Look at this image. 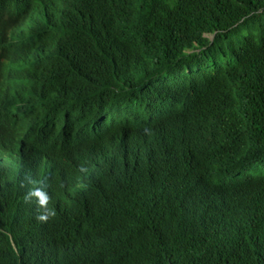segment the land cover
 I'll return each mask as SVG.
<instances>
[{"label":"clouds","instance_id":"clouds-1","mask_svg":"<svg viewBox=\"0 0 264 264\" xmlns=\"http://www.w3.org/2000/svg\"><path fill=\"white\" fill-rule=\"evenodd\" d=\"M66 1L0 0V264L34 263L46 256L55 230L67 223L72 226L75 253L87 257L95 251L108 215L123 203L143 204L157 215L177 206L178 221L199 225L208 243L223 250L228 264H245L248 252H255L264 241V179L252 181L264 173L246 175L243 168L264 156L233 165L235 173L251 180L215 185L232 130L219 125L211 105L198 102L194 95L182 98L172 128L145 132L128 128L103 132L110 122L95 99L103 92L92 82L74 105L68 104L67 96L53 100L48 69L74 58L78 35L100 2L74 0V7L66 9ZM12 32L16 41L10 40ZM192 52L199 57L200 52ZM107 63V56L99 54L96 69ZM148 70V75L138 69L130 76L139 96L153 102L159 99L166 77L155 63ZM199 71L209 78L204 64ZM76 79L68 75L61 94ZM145 84L147 89L141 90ZM89 97L93 105L82 110V99ZM52 104L58 109L51 110ZM148 106L126 112L146 117ZM114 113L109 121L123 109ZM76 131L98 141L96 163L76 166L68 152L59 154L71 147ZM209 142L217 157L200 162L183 156ZM83 201L95 208L82 213ZM180 242L174 236L163 242L177 251L168 254L164 264L203 263L196 249Z\"/></svg>","mask_w":264,"mask_h":264},{"label":"trees","instance_id":"trees-1","mask_svg":"<svg viewBox=\"0 0 264 264\" xmlns=\"http://www.w3.org/2000/svg\"><path fill=\"white\" fill-rule=\"evenodd\" d=\"M65 7L73 8L74 0H67ZM97 20L98 31L94 32ZM189 50L200 52L199 57ZM73 54L67 64L48 69L53 100L67 96L68 104L74 105L80 92L88 93L92 82L103 92L95 99L104 116L123 109L102 127L103 132L125 128L145 132L172 128L182 98L194 95L198 102L211 105L219 125L232 130L214 184L251 180L232 167L264 156V0H100L79 33ZM99 54L107 56L106 68L96 69ZM154 63L166 79L159 88V99L145 102L132 87L137 82L130 75L138 69L148 75V66ZM203 64L209 78L199 71ZM68 75L77 78L76 83L61 94ZM92 105L91 97L82 99V110ZM145 105H150L146 117L126 112ZM71 141V147L59 150L60 155L68 152L72 162H78L76 166L96 163L95 138L76 131ZM217 155L209 142L183 156L202 162ZM263 179L257 176L252 181ZM81 205L82 213L95 208L84 201ZM176 211L177 206H171L157 215L140 203L113 208L95 251L87 257L75 253L72 226L63 224L55 230L46 256L28 264H164L168 254L177 252L163 243L171 236L196 249L202 264H228L223 250L208 243L199 225L182 224ZM248 253L245 264H264V241Z\"/></svg>","mask_w":264,"mask_h":264},{"label":"rangeland","instance_id":"rangeland-1","mask_svg":"<svg viewBox=\"0 0 264 264\" xmlns=\"http://www.w3.org/2000/svg\"><path fill=\"white\" fill-rule=\"evenodd\" d=\"M30 22V20L28 19L25 24L22 26V28H25L27 26V24ZM207 37L209 39L212 38L211 35H207ZM10 40L12 41H16L17 40V34L16 32H12L10 34ZM187 53L191 52V50L189 51H186ZM138 76V75H137ZM144 99H146V97H144ZM114 113V112H113ZM112 113L108 114L107 117H106V122H110L109 120L111 119L110 118V115ZM259 164V165H258ZM257 167V168H256ZM262 168V169H261ZM243 172L246 174V175H258L260 173H264V160L263 161H259V162H255L251 165H248L246 167L243 168Z\"/></svg>","mask_w":264,"mask_h":264},{"label":"bare ground","instance_id":"bare-ground-1","mask_svg":"<svg viewBox=\"0 0 264 264\" xmlns=\"http://www.w3.org/2000/svg\"><path fill=\"white\" fill-rule=\"evenodd\" d=\"M239 81V80H238ZM115 114H117V113H112L111 115H110V118L111 117H113V116H115ZM244 147V146H243ZM80 162V161H79ZM76 163H78L77 161L74 163V164H76ZM259 165V164H258ZM257 168V167H256ZM262 169V168H261ZM38 243V246H44V244L43 243H40V242H37Z\"/></svg>","mask_w":264,"mask_h":264}]
</instances>
